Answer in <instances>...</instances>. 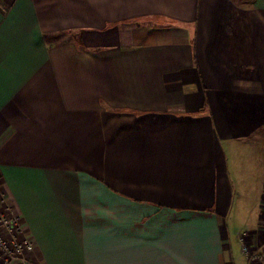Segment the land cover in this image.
<instances>
[{
  "label": "crops",
  "instance_id": "0c3cea01",
  "mask_svg": "<svg viewBox=\"0 0 264 264\" xmlns=\"http://www.w3.org/2000/svg\"><path fill=\"white\" fill-rule=\"evenodd\" d=\"M0 197L24 264L264 254V0H0Z\"/></svg>",
  "mask_w": 264,
  "mask_h": 264
},
{
  "label": "built area",
  "instance_id": "2783aa9c",
  "mask_svg": "<svg viewBox=\"0 0 264 264\" xmlns=\"http://www.w3.org/2000/svg\"><path fill=\"white\" fill-rule=\"evenodd\" d=\"M32 241L16 214L3 211L0 197V264H24L25 254L32 250ZM246 264L264 259V254L241 244Z\"/></svg>",
  "mask_w": 264,
  "mask_h": 264
},
{
  "label": "rangeland",
  "instance_id": "374dc122",
  "mask_svg": "<svg viewBox=\"0 0 264 264\" xmlns=\"http://www.w3.org/2000/svg\"><path fill=\"white\" fill-rule=\"evenodd\" d=\"M231 1H232V2L243 3L245 0H231ZM240 246H241V245H239V247H238V246L236 247L235 244L232 246V250H231V252H232V255H233L234 263H235V264H243V262H245L243 255L239 252V250H240ZM242 259H243V260H242ZM242 261H243V262H242Z\"/></svg>",
  "mask_w": 264,
  "mask_h": 264
}]
</instances>
